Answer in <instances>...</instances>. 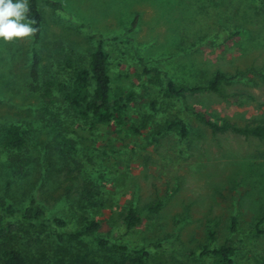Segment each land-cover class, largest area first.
<instances>
[{
  "label": "rangeland",
  "instance_id": "374dc122",
  "mask_svg": "<svg viewBox=\"0 0 264 264\" xmlns=\"http://www.w3.org/2000/svg\"><path fill=\"white\" fill-rule=\"evenodd\" d=\"M52 1L62 8L38 0L44 18L39 45L44 64L53 42L85 54L94 45L90 33L123 34L138 14L132 43L124 38L108 45L113 83L137 92L144 112H150V97L159 99L160 108L151 126L140 127L139 133L127 121L100 130L86 144L74 136H60L57 126L44 118L39 96L25 89L32 36L0 40V125L19 123L28 139L18 160L0 147V201L23 207L35 195L53 212H70L56 193L57 187L66 191L64 183L45 169L44 145L58 138L57 148L64 149L71 161L102 167L98 184L108 215H120L131 203L143 214L140 228L127 237L148 247L150 264H209L199 255L208 223L217 227L218 242L234 239L237 264H260L254 256L264 254V233L252 241L235 240L255 227L264 209V139L214 134L184 107L238 124L264 119V80L255 72H264V0ZM141 60L165 70L179 84L204 83L218 70L229 75L241 72L244 79L229 83L227 95L200 91L177 101L160 85L146 90ZM134 103L139 107L138 100ZM177 115L192 124L189 136L181 139L175 131L156 134L166 119ZM55 150V157L62 160L61 151ZM156 201H162L161 207L149 210L147 205ZM232 215L237 216L239 229L233 234ZM103 230L118 235L110 224L104 223ZM84 243L67 251L62 260L66 264L72 259L81 264L101 260L95 245L90 240ZM21 248L29 264L62 262L51 240L24 241Z\"/></svg>",
  "mask_w": 264,
  "mask_h": 264
},
{
  "label": "trees",
  "instance_id": "16d2710c",
  "mask_svg": "<svg viewBox=\"0 0 264 264\" xmlns=\"http://www.w3.org/2000/svg\"><path fill=\"white\" fill-rule=\"evenodd\" d=\"M49 1L62 8L59 2ZM27 2L28 19L33 21L32 26L36 31L31 35L32 46L25 89L39 96L44 106V118L57 126L59 135L64 134L66 138L74 136L78 138V142L82 140L86 144L94 140L93 137L98 135L100 130L114 128L119 124L124 125L127 121L129 128L136 133L140 132V127L149 128L156 118V112L159 111L161 104L159 99L150 97L147 100L151 107L148 109L150 112H144V104L141 103L143 98H140L137 92L115 85L108 49L110 42L123 41L124 38L126 42L132 43L130 33L137 26L138 14L123 34L108 36L100 32L90 33L89 38L94 45L85 54L66 46L63 42H53L46 55L48 64H44L39 49L44 34L43 13L38 0ZM141 68L140 75L146 76L148 81L143 85L146 90L160 85L167 97L177 101H184L187 95L200 91L227 95L229 83L244 79L241 72L229 75L218 70L206 82L188 85L177 83L169 73L158 66L148 65L142 61ZM255 72L264 80V72ZM137 100L140 102L139 107L134 103ZM184 109L191 112L214 134L234 132L264 139L263 118L238 124L228 119H213L188 105ZM133 112L135 115L130 118L128 114ZM191 125L185 116L177 115L166 119L156 134L175 131L181 139H185L191 133ZM53 140L54 138L44 145L45 169L50 175L61 178L60 181L64 183L66 191L57 187L56 193L63 197V202L69 204L67 208L70 212L66 215L53 212L35 195H31L29 202L23 207H17L12 202L0 201V263L29 264L21 248L24 241L44 243L51 240L53 252L61 261L67 251L72 252L80 244L87 245L84 242L90 240L95 245L94 252L101 258L93 264H150L151 251L148 247L134 243L127 237L129 233L138 230L143 222L140 210L131 203L120 215L116 216V213L108 215L107 203L104 202L98 184L102 178V167L99 164L89 167L84 162L79 163V166L75 159L71 161L70 155L68 156L64 149L57 148L59 139L56 138L54 142ZM27 143V134L19 123L0 125V147L12 153L10 155L12 160H18L16 155L23 151ZM55 149L61 151L64 156L62 160L55 157L57 154ZM161 205L162 201H156L148 204L147 208L157 210ZM104 223L113 226L118 235L113 234L112 230L105 232ZM263 223L264 209L255 227L244 236L239 235L235 241L245 242L257 238L259 234L264 233ZM229 230L232 234L239 230L236 215L231 217ZM205 232L207 241L199 255L206 256L209 264H237V247L234 239L227 238L218 242L217 227L212 223L206 224ZM196 253L193 251L192 254ZM254 258L256 262L264 264V254L255 255ZM75 262L81 264L77 259H72L69 264ZM61 264H66L65 260H62Z\"/></svg>",
  "mask_w": 264,
  "mask_h": 264
},
{
  "label": "clouds",
  "instance_id": "9594fccd",
  "mask_svg": "<svg viewBox=\"0 0 264 264\" xmlns=\"http://www.w3.org/2000/svg\"><path fill=\"white\" fill-rule=\"evenodd\" d=\"M28 13L27 0H0V40L12 41L35 33Z\"/></svg>",
  "mask_w": 264,
  "mask_h": 264
}]
</instances>
